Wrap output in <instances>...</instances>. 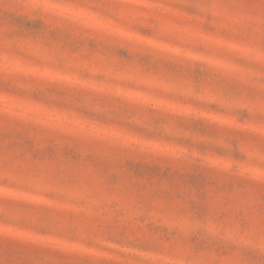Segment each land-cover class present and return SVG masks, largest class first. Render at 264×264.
I'll return each instance as SVG.
<instances>
[{
	"label": "rangeland",
	"instance_id": "rangeland-1",
	"mask_svg": "<svg viewBox=\"0 0 264 264\" xmlns=\"http://www.w3.org/2000/svg\"><path fill=\"white\" fill-rule=\"evenodd\" d=\"M0 264H264V0H0Z\"/></svg>",
	"mask_w": 264,
	"mask_h": 264
}]
</instances>
